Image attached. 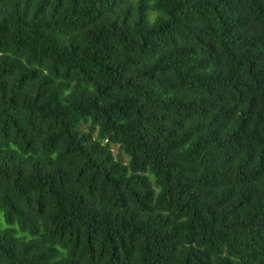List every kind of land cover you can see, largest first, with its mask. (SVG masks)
Returning <instances> with one entry per match:
<instances>
[{
	"label": "trees",
	"instance_id": "obj_1",
	"mask_svg": "<svg viewBox=\"0 0 264 264\" xmlns=\"http://www.w3.org/2000/svg\"><path fill=\"white\" fill-rule=\"evenodd\" d=\"M0 264H264V0H0Z\"/></svg>",
	"mask_w": 264,
	"mask_h": 264
},
{
	"label": "rangeland",
	"instance_id": "obj_2",
	"mask_svg": "<svg viewBox=\"0 0 264 264\" xmlns=\"http://www.w3.org/2000/svg\"><path fill=\"white\" fill-rule=\"evenodd\" d=\"M84 129H87L86 126H84ZM112 151L114 152V155L119 159H121L123 162L127 163L128 162V158L122 153V151H120L119 146L118 145H112L111 146Z\"/></svg>",
	"mask_w": 264,
	"mask_h": 264
}]
</instances>
